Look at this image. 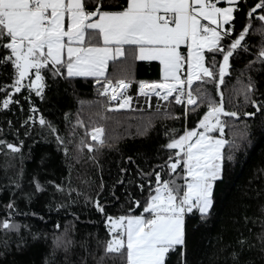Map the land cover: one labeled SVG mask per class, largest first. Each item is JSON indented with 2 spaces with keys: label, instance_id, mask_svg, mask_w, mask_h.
Listing matches in <instances>:
<instances>
[{
  "label": "trees",
  "instance_id": "1",
  "mask_svg": "<svg viewBox=\"0 0 264 264\" xmlns=\"http://www.w3.org/2000/svg\"><path fill=\"white\" fill-rule=\"evenodd\" d=\"M258 2L239 0L231 24L225 26L232 32L224 46L250 27L244 47L230 57L222 84V55L205 53L206 64L214 57L217 75L194 83V89H201L194 92V110L176 104L175 95L168 100L151 96L148 105L146 97L136 95L139 82L160 81L156 62L137 61L129 71L119 59L112 60L107 79L99 83L97 77H68L66 70L54 77L44 69L41 96L28 87L15 92L10 87L16 78L13 65L0 64V224L7 220L15 225L0 227V264H126V254L106 252L111 237L107 220L149 216L143 208L158 186L157 172L161 181L184 184L182 167L176 173L169 168L180 158L175 155L179 150L166 145L185 129L200 130L209 101L226 113H237L220 115L223 135L209 133L227 141L221 149L222 178L214 183L206 217L196 209L186 213L185 244L170 252L165 264H264V58L259 55L264 22L256 18L264 11L247 15ZM126 4L103 0L102 10L120 11ZM86 7L94 9L93 0ZM6 42L0 40V45ZM9 55L10 50L0 47V60ZM31 78L32 72L23 83L28 85ZM119 79L130 82L131 107L110 111L100 89L104 81ZM9 95L18 103L4 109ZM41 117L51 127L41 125ZM95 128L104 129L103 145L91 138Z\"/></svg>",
  "mask_w": 264,
  "mask_h": 264
},
{
  "label": "snow or ice",
  "instance_id": "2",
  "mask_svg": "<svg viewBox=\"0 0 264 264\" xmlns=\"http://www.w3.org/2000/svg\"><path fill=\"white\" fill-rule=\"evenodd\" d=\"M88 2L0 0V40H8L0 47L10 50V55L0 60V64L10 62L13 65L16 78L10 87L15 92L28 87L41 96L45 87L41 75L44 69H49L54 77L63 75L62 70H66L68 77L94 76L99 83L100 78L107 79L109 60L124 56L123 46L132 45L137 49L138 60H158L162 65L161 81L139 82L140 94L152 93L168 100L175 93L176 104L191 105L194 110L198 98L193 93H201L200 87L193 88L194 83H204L217 75L214 57L212 63L206 64L205 53L222 55L223 61L218 68L222 84L230 57L236 49L244 47L242 41L250 27H245L230 44L222 45L232 32L224 25L231 24L233 12L237 10L234 6L239 0H226L228 7H217L222 0H127L126 7L120 11L102 10L103 0H93L95 8L89 11ZM257 10L264 11V0H259L247 15L251 18ZM256 18L264 22V14ZM181 45L187 46L186 56L180 51ZM259 55L264 58V49ZM30 72H34L35 79L25 85L23 81L29 78ZM112 85L108 80L102 93L107 96L111 87L110 99L118 100L117 106L109 110L129 109L132 97L125 96L124 92L130 82L120 79ZM13 102L18 103L9 95L2 106L7 109ZM221 114L237 117V113H226L222 106L209 101L208 111L198 125L203 131H185L166 145L168 149L179 150L175 155L180 158L170 163L169 168L176 173L178 166L182 167L184 184L178 185L175 180L161 181L160 174L155 173L158 186L143 208V213L149 216H121L112 221L111 230L115 232L119 228L121 231L108 241L106 252L126 254V264H165L170 252L184 246L186 213L196 209L202 219L206 217L213 206L214 183L222 178L221 149L227 141L209 135L217 130L223 135ZM39 123L51 127L43 117ZM103 134V128H95L91 138L103 145ZM7 147L13 152L19 151L12 144ZM86 147L93 150L92 145ZM97 208L101 212L104 210L99 203ZM0 227L7 230L15 225L5 220Z\"/></svg>",
  "mask_w": 264,
  "mask_h": 264
},
{
  "label": "crops",
  "instance_id": "3",
  "mask_svg": "<svg viewBox=\"0 0 264 264\" xmlns=\"http://www.w3.org/2000/svg\"><path fill=\"white\" fill-rule=\"evenodd\" d=\"M213 1H215V0H213ZM228 6L229 5L227 4L226 0H222V2L217 3V7H228ZM87 10L91 11V10H94V9H87ZM104 11H111V10H104ZM202 23H208V22L207 21H202ZM225 26L226 25H224V28H225ZM99 43L102 44V41H100ZM123 48H124L125 55L122 56V57H118L117 59H119L122 63L124 61H130L131 63H128L127 64L128 65V68H129V71H134V66L137 63V61H141V60H138L136 58V56H137V49H136L135 46H132V45H124ZM185 48H186V45H181L180 46L181 53L185 50ZM111 61L112 60H109V62H111ZM109 62H108V64H109ZM142 62H145V63H148V62H156L158 64L159 80L161 81V78H162V65L160 64V62L158 60L142 61ZM125 65H126V63H125ZM32 74H34V72H32ZM89 77H94V76H89ZM117 219L118 218H111V221L108 219L106 223H109L112 226V221H115ZM117 232H114V233H117ZM110 233H113V231L111 229H110Z\"/></svg>",
  "mask_w": 264,
  "mask_h": 264
},
{
  "label": "built area",
  "instance_id": "4",
  "mask_svg": "<svg viewBox=\"0 0 264 264\" xmlns=\"http://www.w3.org/2000/svg\"><path fill=\"white\" fill-rule=\"evenodd\" d=\"M213 2H215V1H213ZM182 54L186 56V54H187V46H186L185 50L182 52ZM107 82H108V81L103 82V84H102L103 87H102V92H101V94L104 92V85H105ZM115 83H116V82H115ZM115 83H113L112 86H115ZM147 83H149V82H147ZM124 94L127 95V91H126V90H125ZM111 95H112V91H111V87H110V89H109V93H108V95H107V98H108L109 103H110V108L112 109V108H115V107L117 106V104H118V100H117V101H112V100L110 99ZM136 95H137V96H141L139 86H138V88H137V93H136ZM162 95H163V93H162ZM162 95H161V96H162ZM173 95H175V93H174ZM143 96H145V95H143ZM151 96H156V95L150 93V94L147 96V97H148V102H149V99H150ZM194 96H196V95L194 94ZM156 97H157V96H156ZM122 98H123V97H121L120 99H122ZM158 98H160L161 100H164V99H162L161 97H158ZM111 104H112V106H111ZM188 107H191V105H187V106H186V104H184V108H185V110H186ZM205 109L208 110V104L205 105ZM185 131H187V130L185 129V130H184V133H185ZM184 133H183V134H184Z\"/></svg>",
  "mask_w": 264,
  "mask_h": 264
},
{
  "label": "rangeland",
  "instance_id": "5",
  "mask_svg": "<svg viewBox=\"0 0 264 264\" xmlns=\"http://www.w3.org/2000/svg\"><path fill=\"white\" fill-rule=\"evenodd\" d=\"M125 63H126V66H125V67H128L127 64H128V63H131V62H130V61H124L123 64H125ZM126 77H127V76H126ZM34 79H35V75L32 74V78H31V80H34ZM128 79H131V78H128ZM31 80H30V81H31ZM104 82H105V81H104ZM115 82H116V81H115ZM115 82H113V83H115ZM126 82H127V81H126ZM144 82H145V81H144ZM149 83H152V82H149ZM102 84H103V83H102ZM138 86H139V85H138ZM102 87H103V85L101 86L100 93L102 92ZM137 88H138V87H137ZM127 90H128V89H127ZM127 90H126V91H127ZM136 93H137V90H136ZM193 94H194V93H193ZM161 95H162V93H161ZM125 96H129V95L127 94V95H125ZM141 96H143V95H141ZM144 97H146V99H147L146 102H147V105H148V97H147V96H144ZM155 97H156V96H155ZM156 98H158V97H156ZM108 101H109V100H108ZM111 106H112V104H111ZM109 108H110V105H109ZM110 109H111V108H110ZM207 111H208V110H207ZM199 131H203V129L200 128ZM199 131H198V132H199ZM214 138H216V139H221V138H218V137H214ZM194 139H195V138H193V140H194ZM154 194H155V191H154V193H153L152 195H154ZM127 216H137V215H127ZM127 216H124V217H127ZM106 225L108 226L109 231H110V229H111L112 226H111L109 223H106ZM116 230H117L118 232L115 231V232H117V233H114V232L111 233V237H110L109 241L112 240V239L114 238V236H116V235L121 231V229H119V228L116 229Z\"/></svg>",
  "mask_w": 264,
  "mask_h": 264
}]
</instances>
